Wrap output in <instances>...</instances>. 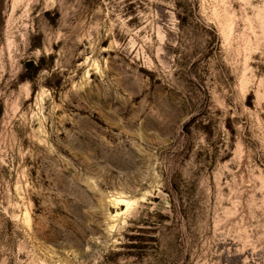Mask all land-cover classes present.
I'll list each match as a JSON object with an SVG mask.
<instances>
[{
  "label": "rangeland",
  "instance_id": "374dc122",
  "mask_svg": "<svg viewBox=\"0 0 264 264\" xmlns=\"http://www.w3.org/2000/svg\"><path fill=\"white\" fill-rule=\"evenodd\" d=\"M0 264H264V0H0Z\"/></svg>",
  "mask_w": 264,
  "mask_h": 264
}]
</instances>
